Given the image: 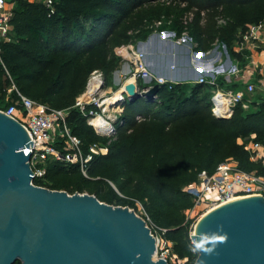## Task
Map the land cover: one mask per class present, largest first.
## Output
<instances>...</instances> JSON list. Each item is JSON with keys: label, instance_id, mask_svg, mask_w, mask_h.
<instances>
[{"label": "trees", "instance_id": "trees-1", "mask_svg": "<svg viewBox=\"0 0 264 264\" xmlns=\"http://www.w3.org/2000/svg\"><path fill=\"white\" fill-rule=\"evenodd\" d=\"M52 1V7L29 0L13 2L10 41L0 42V109L15 104L21 94L51 109L70 110L69 126L88 154L99 137L74 109L76 99L93 72L115 65L114 58L108 62L109 43L115 46L126 39L117 30L150 0ZM207 1L211 8L222 3L254 7L249 22L264 23V0ZM183 28L174 21L173 30L179 36ZM222 32L231 44L236 40L233 29ZM148 35L146 31L140 40H148ZM196 41L201 48L198 38ZM188 87L192 88L191 98L184 97ZM209 90L202 85L163 86L156 102L128 103L129 111L134 112L138 103L159 102L165 116L148 119L149 115L137 111L147 119L140 124L130 114L122 116L115 134L118 139L108 152L95 156L86 175L79 164L50 161L46 176L34 184L70 195H93L102 203L135 212L140 205L149 224L166 232L164 238L172 243L177 259L195 264L193 222L186 216L194 205L183 189L196 183L202 171L212 174L230 160L243 172L264 175L262 164L253 163L245 146L238 143L255 135V142L264 146V103L250 113L240 106L231 119L220 120L212 114ZM7 98L8 103L2 105Z\"/></svg>", "mask_w": 264, "mask_h": 264}, {"label": "built area", "instance_id": "built-area-1", "mask_svg": "<svg viewBox=\"0 0 264 264\" xmlns=\"http://www.w3.org/2000/svg\"><path fill=\"white\" fill-rule=\"evenodd\" d=\"M34 1L48 7L53 6L52 0ZM11 19L12 10L8 1L0 0V42L10 41V33L13 30ZM159 26L162 24L159 23ZM153 38L159 40L161 44L157 57L167 60L164 58L172 56L173 63L170 66H161L159 62L156 65L152 61L150 48ZM137 44L133 50L125 49L122 53L123 62L130 70V78L118 92V96L99 94L105 84L102 75L95 71L90 80L95 75L99 76L98 94L93 98L87 96L89 80L86 90L75 103L74 109L78 110L86 119L88 126L100 138L113 137L117 133V123L122 117L120 107L128 101L125 86L129 83H135L142 95L155 85L166 86L168 89L178 85L207 86L213 94L211 98L213 116L216 119L229 120L238 107L250 103L248 97L255 92L252 66L259 70V76H264V24L247 25L233 48L225 43L216 42L208 50L201 49L188 34L183 33L179 36L174 30L157 31L148 40L139 41ZM169 47L173 49L170 53L167 52ZM233 53L241 57L246 65L243 66ZM226 84L240 85L242 88L234 90L233 87H226ZM18 96L15 104L0 109V112L20 123L33 143V147L30 144V149L25 148L23 151L31 152L30 165L34 172V180L46 176V163L50 161L79 164L81 171L86 175L89 164L95 156L100 155L99 148L98 145H93L89 148L88 154L84 153L81 139L72 133L69 126L70 110L51 109L21 94ZM109 99H114L113 103L107 104ZM95 120H98V125L94 124ZM255 140L254 135L248 140L241 139L238 143L245 146L253 163H260L264 168V146ZM227 164L220 165L212 174L202 171L196 183L183 189L191 197L194 205L193 209L186 212L187 220L192 221L190 218H193L195 213L202 214V218L204 212L235 198L264 197V175L256 172L246 173ZM147 220L157 242V257L167 260L169 264L171 261L186 264L187 260H178L169 252L172 250V243L164 238L166 232L149 225V219ZM157 230L161 233L157 234ZM192 244L194 247L193 241ZM197 253L198 251L194 252Z\"/></svg>", "mask_w": 264, "mask_h": 264}, {"label": "water", "instance_id": "water-1", "mask_svg": "<svg viewBox=\"0 0 264 264\" xmlns=\"http://www.w3.org/2000/svg\"><path fill=\"white\" fill-rule=\"evenodd\" d=\"M162 87L142 95L129 83L125 93L130 103H153ZM30 144L24 127L0 112V264H169L134 210L36 186L31 152L23 151ZM224 234L225 242L207 245L211 253L198 251L195 264H264V197L216 210L191 240Z\"/></svg>", "mask_w": 264, "mask_h": 264}, {"label": "rangeland", "instance_id": "rangeland-1", "mask_svg": "<svg viewBox=\"0 0 264 264\" xmlns=\"http://www.w3.org/2000/svg\"><path fill=\"white\" fill-rule=\"evenodd\" d=\"M253 12L254 7L243 8L231 3H222L219 6L211 8L209 7V2L207 0H150L147 5L141 7V9L137 11H134L131 16L132 19L130 21H125L117 30V32H120L126 39L120 40L119 44L115 46H113V43H109L108 48L112 49V51L109 55L108 62H111L113 58L116 61L114 62V66L112 64L111 66H107L103 70H98L99 74L102 75L104 79L105 86L103 88V94H109V97H111L123 89L124 85L130 78V70L128 66L123 62L122 53L125 49L133 50L135 47H137V43L141 41L140 38L144 36L146 31H149V35L147 37L149 39L157 31L161 32L164 30H173L174 21H177L179 25L184 27L182 30V34H188L189 37H191L195 42H197L196 40L198 38L202 49L209 47L211 48L216 42L219 41H224L229 44L231 48H233L238 42L240 33L244 30L243 27L246 28L247 25L252 24L251 22H249V20L252 18ZM159 23H161L162 26H159ZM107 28L108 26H105L103 28V31H106ZM227 28L233 29L236 33V40L232 42V44L230 43L231 41L228 42L223 36L222 31L227 30ZM174 31L178 33L177 30ZM154 40L155 39L153 38V41ZM252 69L255 76V82L253 83L255 84L256 89L255 92L248 97L250 103H246L242 106V110L244 113L255 111L258 105L264 103V91L262 90L263 86L259 83V79H262V77L258 75L259 70H256V66H252ZM90 77L88 79V82L90 80ZM226 87L232 88V86H230L229 84H226ZM207 93L210 94L209 99H211L213 95L211 89ZM158 95L156 101H158ZM79 96L77 97V99L79 98ZM191 96L192 88H185L184 97L191 98ZM113 100L114 99L109 100L107 104L112 103ZM7 103L8 98L2 102V105H6ZM128 103L130 102L126 101V103L120 107V112L122 116L130 114V116L133 117L134 122L137 124H140L147 120L145 118L146 116L143 117L139 115L137 111L143 112L145 115H149L150 118L148 119H152L156 116H165L162 110L163 106H161L159 102L155 104L138 103L137 105H135L138 110L136 109L134 110V112L131 110L129 111ZM117 139V136L103 138L99 137V153H106V150H109ZM227 163V165L229 166L238 168V165L234 160H230ZM136 214L141 218H148L147 214L140 205ZM201 215L202 214L197 215V213H195L193 215V218H190L191 220L193 219L192 235L194 234L197 225L202 220ZM160 233L161 232L157 230V234ZM172 247L173 245H171V248ZM169 252L172 256L174 255L172 250H170ZM172 260H174V257H172ZM170 264L178 263H176L175 261H171Z\"/></svg>", "mask_w": 264, "mask_h": 264}, {"label": "bare ground", "instance_id": "bare-ground-1", "mask_svg": "<svg viewBox=\"0 0 264 264\" xmlns=\"http://www.w3.org/2000/svg\"><path fill=\"white\" fill-rule=\"evenodd\" d=\"M98 84H100V81H99V76L98 75H95L91 80H90V83H89V90H88V94H87V96L88 97H94L95 95H97L98 94V92H97V90H98ZM104 91V90H103ZM101 92V93H99L100 95H103V93L104 92ZM119 95V93H117L116 94V96H118ZM104 96H109V94H106V95H104ZM106 98V97H105ZM109 100H112V99H109ZM108 100V101H109ZM107 101V102H108ZM106 102V103H107ZM113 103V102H112ZM94 124L95 125H98L99 124V122H98V120H95L94 121ZM250 198H256V197H241V198H235V199H232L231 201H229V202H226V203H224V204H222V205H220V206H218V207H216V208H213V209H211V210H209L208 212H206L202 217L203 218H201L202 220H204L207 216H209L210 214H212L213 212H215L216 210H219V209H221V208H223V207H225V206H227V205H230V204H233V203H235V202H239V201H242V200H246V199H250ZM201 220V221H202ZM200 221V222H201ZM200 222H199V224H200ZM199 224L197 225V228H196V230H195V232H194V234L197 232V230H198V227H199ZM193 234V235H194Z\"/></svg>", "mask_w": 264, "mask_h": 264}, {"label": "crops", "instance_id": "crops-1", "mask_svg": "<svg viewBox=\"0 0 264 264\" xmlns=\"http://www.w3.org/2000/svg\"><path fill=\"white\" fill-rule=\"evenodd\" d=\"M7 1H8V5H9L10 9L12 10L13 7H14V3H13L14 0H7ZM29 1L35 2L34 0H29ZM150 49H151L150 51L152 52L151 59H152V61L154 63H156V65H157V62H159L161 64V66H170L173 63L172 56H167L166 57L167 60H160L161 58L157 57V55H156L157 54V51L159 49H161V44H160V41L159 40L155 39L152 42V47ZM172 51H173L172 47L171 48L169 47L167 49V52L168 53H170ZM259 83L263 86V89L262 90L264 91V76H262V79H259Z\"/></svg>", "mask_w": 264, "mask_h": 264}, {"label": "clouds", "instance_id": "clouds-1", "mask_svg": "<svg viewBox=\"0 0 264 264\" xmlns=\"http://www.w3.org/2000/svg\"><path fill=\"white\" fill-rule=\"evenodd\" d=\"M222 227V226H221ZM227 234L224 235H203L201 239L197 242L194 241V247L192 248L193 252H197L203 250L205 252L211 253L213 251L212 248L207 247L209 244H215L217 242H225L227 240Z\"/></svg>", "mask_w": 264, "mask_h": 264}]
</instances>
